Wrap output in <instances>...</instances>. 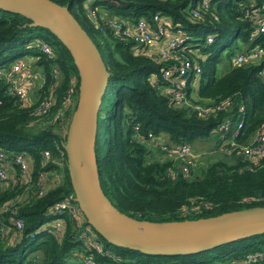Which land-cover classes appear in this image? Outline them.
<instances>
[{
  "label": "trees",
  "instance_id": "1",
  "mask_svg": "<svg viewBox=\"0 0 264 264\" xmlns=\"http://www.w3.org/2000/svg\"><path fill=\"white\" fill-rule=\"evenodd\" d=\"M53 1L67 5L109 72L97 111L94 153L100 187L118 210L138 219L161 221L264 205V154L250 161L229 150V132L213 133L223 119L234 125L240 120L233 139L240 144L264 124V60H232L236 52L248 47H264V30L257 29L258 20L251 12L257 9L264 20V0H210L194 17L187 6L197 0ZM84 2L95 10V19L84 11ZM154 13L169 17L172 29L183 35L185 48L199 55L200 71L187 85L192 100L200 104L226 101L222 110L199 117L187 107L173 105L161 92L165 82L160 71L167 62L136 53L132 41L113 35L103 22L106 16L151 22ZM28 21L0 8V66L27 55L42 74L33 99L24 104L7 91L0 78V149L23 153L29 170L24 181L15 175L13 183L0 188V264H88L85 259L91 264H211L215 259L239 264L245 253L264 248L262 232L192 254H146L107 242L79 210L80 225L67 210L52 212L55 202L72 196L61 143L75 103L77 73L62 43L46 28L29 26ZM38 41L47 43L52 53L42 52ZM155 75L157 80L152 82L150 76ZM47 96L51 104L39 114L36 106ZM57 112L59 116L54 117ZM161 133L167 143L191 144L211 134L216 143L226 138L223 144L230 159L212 161L198 174L189 164L187 176H171L176 161L166 155L158 158L154 155L158 146L148 144L149 135ZM43 151L48 152L47 159ZM22 193L25 196L19 198ZM192 206L196 210L184 212ZM16 218L22 221L19 229L14 225ZM53 220L60 221V231L49 228ZM83 226L89 233L81 234ZM92 240L101 244L100 251L92 247Z\"/></svg>",
  "mask_w": 264,
  "mask_h": 264
},
{
  "label": "water",
  "instance_id": "2",
  "mask_svg": "<svg viewBox=\"0 0 264 264\" xmlns=\"http://www.w3.org/2000/svg\"><path fill=\"white\" fill-rule=\"evenodd\" d=\"M0 8L23 15L29 26L46 28L72 59L76 96L61 145L73 201L102 238L146 254L186 255L264 232V205L161 221L138 219L118 210L100 187L94 153L97 111L109 75L97 46L65 4L0 0Z\"/></svg>",
  "mask_w": 264,
  "mask_h": 264
},
{
  "label": "built area",
  "instance_id": "3",
  "mask_svg": "<svg viewBox=\"0 0 264 264\" xmlns=\"http://www.w3.org/2000/svg\"><path fill=\"white\" fill-rule=\"evenodd\" d=\"M209 2L210 0H197L194 4L189 3L187 11L194 17L200 10L207 8ZM83 9L92 19H95L96 12L87 2L83 3ZM251 12L256 17V20H258L257 29L263 31L264 20L260 12L257 9H251ZM248 14L249 12L246 11L245 16H248ZM103 22L110 28L113 35L132 41V48H134L133 50L136 53L148 54L158 61L167 62V65L160 71V78L165 82L161 87V92L166 94L173 105L187 107L199 117L208 116L225 107L226 101H219L215 104H200L192 100L194 98L193 94H188L187 85L191 82V77L200 71L197 62L199 55L194 49L185 48L187 45L183 43V35L172 29L174 24L169 17L154 13L151 17V22H149L144 18L129 21L106 16L103 18ZM210 40L211 36L208 35L206 41L209 42ZM37 46L42 52L47 54L52 53L50 46L43 41H38ZM259 59L264 60V47L261 45L248 47L247 50L236 52L233 56L234 63H242L246 60L258 61ZM262 75L264 76V64ZM0 78L5 83L7 91L15 94L22 104L27 103L31 98L33 99L30 92L38 87H33V83L37 80L42 82L40 70L35 66L33 67L30 60L23 58L16 59L7 65H1ZM150 78L152 82H156L157 80L156 75L150 76ZM66 99L67 101L69 100V91H67ZM50 100L49 96L43 97L36 106V111L39 114H44L51 104ZM59 114L57 112L54 117L59 116ZM240 126V120L234 125L230 119H223L215 126L213 132L220 133V135L229 132V150H236L242 157L255 161L264 154V124L248 141L239 144L233 139ZM134 128L136 129L137 126L135 125ZM152 136L149 135L148 139H153ZM139 138H141L140 135ZM156 144L166 156L176 161L175 167L169 171V174L171 176L179 174L187 176L189 173L188 165L191 164V157L194 155L190 144L185 141L178 143H160V141H157ZM48 156V152L43 151L44 159H47ZM28 171L27 157L23 153L6 152L0 149V183L8 182L7 186L10 185V182H14L15 175L19 177L20 181H24L28 177ZM39 180L42 183L43 175H39ZM50 210L55 213L67 210L69 213L77 216L76 225L81 224V219L78 215L79 209L73 201V195L55 202ZM188 210H196V207L192 206L189 209H184V212L186 213ZM14 225L19 229L22 226V221L16 218ZM49 225V228H52L54 231H60L59 220H53ZM42 228H46V226L42 225ZM88 231L89 229L83 226L81 234L89 233ZM92 247L100 251L101 244L96 240H92ZM258 260H264V248L245 253L241 256L239 264H256ZM84 262L88 264L92 263L89 259H85Z\"/></svg>",
  "mask_w": 264,
  "mask_h": 264
},
{
  "label": "rangeland",
  "instance_id": "4",
  "mask_svg": "<svg viewBox=\"0 0 264 264\" xmlns=\"http://www.w3.org/2000/svg\"><path fill=\"white\" fill-rule=\"evenodd\" d=\"M95 39L97 40V36L95 35ZM224 54V52H223ZM21 58H24L26 60L30 59L27 55L21 56ZM233 60V59H232ZM221 68L218 67L217 72L220 73ZM41 81H36L33 83V87H37ZM33 91L30 92V94L33 96ZM215 133V132H213ZM153 139L148 140V144L153 143L152 147H155L157 144V141H160V143H163L166 140L165 134H155L152 136ZM158 138V139H157ZM226 138L221 139L218 143L214 140V134H211L206 139H201L194 141L193 144H190V148L192 153L194 154L191 157V165L193 164L194 174L200 173L206 166L211 163L212 161H215L217 159H225L229 161L230 159V151L228 148L223 144V141ZM193 149V150H192ZM225 153V154H224ZM154 155H156L158 158L162 159L165 157V154L162 151H155ZM8 182L0 183V188H5L7 186ZM25 196V193H22L19 198H23ZM221 264V262L218 259H215L213 262L211 261V264Z\"/></svg>",
  "mask_w": 264,
  "mask_h": 264
},
{
  "label": "crops",
  "instance_id": "5",
  "mask_svg": "<svg viewBox=\"0 0 264 264\" xmlns=\"http://www.w3.org/2000/svg\"><path fill=\"white\" fill-rule=\"evenodd\" d=\"M191 94H193V93H191ZM196 141H197V140H196ZM191 144H193V143H191ZM190 146H191V145H190ZM192 147H193V145H192ZM192 147H191V148H192ZM192 150H193V149H192Z\"/></svg>",
  "mask_w": 264,
  "mask_h": 264
}]
</instances>
